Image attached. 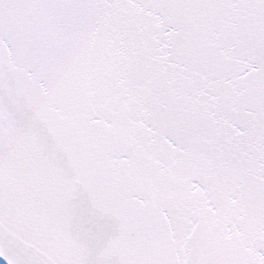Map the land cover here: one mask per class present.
<instances>
[{
  "label": "snow or ice",
  "instance_id": "snow-or-ice-1",
  "mask_svg": "<svg viewBox=\"0 0 264 264\" xmlns=\"http://www.w3.org/2000/svg\"><path fill=\"white\" fill-rule=\"evenodd\" d=\"M5 264H264V0H0Z\"/></svg>",
  "mask_w": 264,
  "mask_h": 264
},
{
  "label": "water",
  "instance_id": "water-1",
  "mask_svg": "<svg viewBox=\"0 0 264 264\" xmlns=\"http://www.w3.org/2000/svg\"><path fill=\"white\" fill-rule=\"evenodd\" d=\"M0 264H5L3 258H0Z\"/></svg>",
  "mask_w": 264,
  "mask_h": 264
}]
</instances>
